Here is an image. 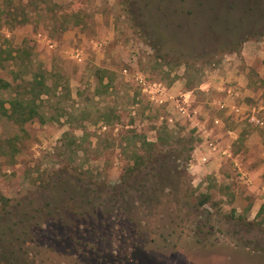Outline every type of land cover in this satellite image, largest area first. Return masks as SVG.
I'll return each instance as SVG.
<instances>
[{
	"label": "rangeland",
	"instance_id": "rangeland-1",
	"mask_svg": "<svg viewBox=\"0 0 264 264\" xmlns=\"http://www.w3.org/2000/svg\"><path fill=\"white\" fill-rule=\"evenodd\" d=\"M0 81V264H264V0H0Z\"/></svg>",
	"mask_w": 264,
	"mask_h": 264
},
{
	"label": "crops",
	"instance_id": "crops-1",
	"mask_svg": "<svg viewBox=\"0 0 264 264\" xmlns=\"http://www.w3.org/2000/svg\"><path fill=\"white\" fill-rule=\"evenodd\" d=\"M232 69H233V71L228 73L227 78L228 79L230 78L232 80L237 79L240 84H243L242 83V76H241L242 74L237 75L235 69L234 68H232ZM221 82H222V78L220 79L219 83H221ZM213 86H216V84L214 83ZM225 90H226V94H224V93L220 94L223 96L221 97V99H219L220 101L218 103V105H219L218 108L221 109L222 111H224V113L227 116H228V114H232V112H233L236 117L241 116V118H243L245 120L247 115H251L250 117L255 116V118L259 117L260 114L263 115L262 114V111H264V106H262L263 104L247 106L246 104H240L236 101L237 96L241 97V96L248 93V90L245 89L244 87L238 86L236 89H234L232 86H228V88ZM235 107L239 108L237 113L234 111ZM260 119H262V118H260ZM216 122L222 124L219 119L216 120ZM222 125H224V124H222ZM255 126H257L259 128H264V125H258V124L256 125L255 124ZM251 130L250 131L252 134H250V133H249L250 135L248 133L245 134V136L249 137L248 140H245V143H247V145H246L247 150L245 149V153L237 154L235 152L230 151L229 149H227V150L220 149L219 153L220 152H222V153L228 152L229 154H231L233 156L236 155L235 157L240 156V158H241L240 159V161H241L240 170H241L242 178H246V179L254 178V182H253V185H254L256 183V178L260 175V173L264 174V169H263V165H261V164H259L258 166L252 167V166H250L249 162H250V156L252 155V153H255L258 151L257 147H258V145H260L259 141L261 140L262 131H260V130L255 131L254 129H251ZM207 131L209 132V134L212 133V130H207ZM225 131H226V133H229V134L232 133L231 129L230 130L225 129ZM205 132H206V130H205ZM262 140H264V139L262 138ZM253 150H255V152H253ZM210 151H212V150H209V152L207 151L208 154H212V152H210ZM203 153H204L203 151L199 152L198 157H201V155H203ZM206 158H207V162L210 161V158L208 157V155L206 156ZM260 158H262V157L260 156ZM258 162H261V159H259ZM260 186H261L262 191H259ZM257 193L263 195V197L261 198V201L264 202V182L258 183Z\"/></svg>",
	"mask_w": 264,
	"mask_h": 264
},
{
	"label": "trees",
	"instance_id": "trees-1",
	"mask_svg": "<svg viewBox=\"0 0 264 264\" xmlns=\"http://www.w3.org/2000/svg\"><path fill=\"white\" fill-rule=\"evenodd\" d=\"M168 51V50H167ZM158 53V56L159 57H165V53L164 54H161V53H159V52H157ZM168 53H170V52H167V54ZM1 82V84L3 85V86H6V85H8L9 86V84L10 83H8V82H4V83H2L3 81H0ZM43 83H41L40 85H42ZM41 91H38L37 93H36V96H39V93H40ZM14 99H17V98H14ZM23 100V101H22ZM19 102H17V101H12V102H10V105H11V108H12V110H11V114L13 115V116H16L15 117V119L16 118H18V119H16V120H18V123L20 124V125H22L21 127H27L29 124H30V122H31V117H32V114H33V112H32V110L31 111H29V109H28V111L25 113L24 111H25V107H27V106H29V107H31V109H33V111H35V103H36V101H33V99H28V97H24L23 99H20V100H18ZM24 104V106H22V105H20V104ZM35 113L38 115V113L35 111ZM11 116V115H10ZM18 116V117H17ZM23 116H26V117H23ZM39 118H40V116H39ZM41 119V118H40ZM144 180V179H143ZM205 201H207V199H203L202 201H200V203L201 204H203Z\"/></svg>",
	"mask_w": 264,
	"mask_h": 264
},
{
	"label": "built area",
	"instance_id": "built-area-1",
	"mask_svg": "<svg viewBox=\"0 0 264 264\" xmlns=\"http://www.w3.org/2000/svg\"><path fill=\"white\" fill-rule=\"evenodd\" d=\"M143 84H145L143 82ZM187 102V101H186ZM176 106L178 108V111L182 114V115H185V116H189L190 112L188 111V107L186 106L187 103H185L184 100H177L176 101ZM222 106V105H221ZM235 111H238L239 109L237 107L234 108ZM171 120V119H170ZM251 120H254L257 124L259 125H264V118L260 119V118H255V116L251 117ZM210 134H208L206 137H205V140H204V143H205V147L208 149V150H215L217 148V145H216V142L215 140H212V138L209 136ZM206 156L203 155L202 156V160L206 161Z\"/></svg>",
	"mask_w": 264,
	"mask_h": 264
}]
</instances>
